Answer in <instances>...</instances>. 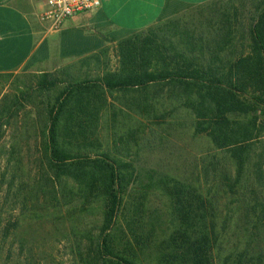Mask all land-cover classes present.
Segmentation results:
<instances>
[{"label": "trees", "instance_id": "16d2710c", "mask_svg": "<svg viewBox=\"0 0 264 264\" xmlns=\"http://www.w3.org/2000/svg\"><path fill=\"white\" fill-rule=\"evenodd\" d=\"M0 264H264V0L0 73Z\"/></svg>", "mask_w": 264, "mask_h": 264}, {"label": "crops", "instance_id": "0c3cea01", "mask_svg": "<svg viewBox=\"0 0 264 264\" xmlns=\"http://www.w3.org/2000/svg\"><path fill=\"white\" fill-rule=\"evenodd\" d=\"M210 0H101L49 30L46 0H0V73L53 71Z\"/></svg>", "mask_w": 264, "mask_h": 264}, {"label": "built area", "instance_id": "2783aa9c", "mask_svg": "<svg viewBox=\"0 0 264 264\" xmlns=\"http://www.w3.org/2000/svg\"><path fill=\"white\" fill-rule=\"evenodd\" d=\"M100 5L101 0H46V8L39 14V19L47 29L59 30L68 18Z\"/></svg>", "mask_w": 264, "mask_h": 264}, {"label": "rangeland", "instance_id": "374dc122", "mask_svg": "<svg viewBox=\"0 0 264 264\" xmlns=\"http://www.w3.org/2000/svg\"><path fill=\"white\" fill-rule=\"evenodd\" d=\"M63 67V66H62ZM17 75V74H16Z\"/></svg>", "mask_w": 264, "mask_h": 264}]
</instances>
